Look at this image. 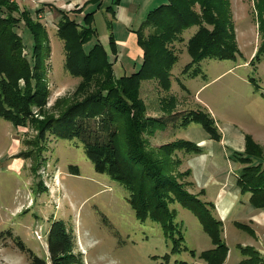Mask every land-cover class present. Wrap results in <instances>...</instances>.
Segmentation results:
<instances>
[{
    "label": "rangeland",
    "instance_id": "1",
    "mask_svg": "<svg viewBox=\"0 0 264 264\" xmlns=\"http://www.w3.org/2000/svg\"><path fill=\"white\" fill-rule=\"evenodd\" d=\"M33 1L18 5L45 24L48 50H43L44 60L36 65L39 70L33 67L34 33L22 19L14 30L23 48L16 50L15 57L18 61L26 57L31 66L28 76L9 77L0 64V107H8L3 111L9 110L21 121H11L15 118L0 112V232L10 230L47 264V232L54 220H63L71 230L74 253L82 264H208L201 255L215 246L198 219L178 202L171 198L165 202L173 218L165 234L158 222L135 217L125 174L128 134L134 133L146 160L170 167L182 187L222 221L221 237L228 248L222 264H239L242 243L254 245L264 264V206L255 207L250 203L253 193L242 195L236 188L247 165L250 176L244 177L245 182L250 178L264 186V55L256 56L264 47L259 30L260 22L264 27V0H210L212 14L219 17L224 9L230 22L226 29L231 35L234 31V57L193 62L196 53L187 45L199 27L191 26L177 31L176 41L165 45L164 51H169L162 69L157 62L151 63L150 56L146 75L153 74L131 80L118 78L139 72L143 49L137 42L141 54L137 53L116 39L127 40L135 34L138 40L149 13L168 0L159 5H155L158 0H134L133 4L81 0L83 17L88 16L94 31L91 41L106 46L115 76L100 55L95 63L83 60L76 48L70 63L64 64L58 23L52 25L57 10ZM41 1L59 8L66 0ZM66 6L63 9H73ZM193 7L199 12L198 4ZM40 12L44 18L36 17ZM203 26L213 31L212 24ZM91 44L84 46L87 52ZM105 87L111 88L107 102L118 106L119 116L79 118L81 125L64 137L40 133L45 120L61 116L89 96L95 100ZM184 141L196 144L200 153L188 152ZM105 144L108 150L102 149ZM238 154L253 161L242 164ZM95 161L104 164L105 173L94 170ZM69 166H76L78 174H72ZM244 186L255 187L249 181ZM258 195L254 193L255 198ZM227 206L224 219L219 218ZM251 249L245 250L244 258L254 263L258 259ZM0 264H29L6 235L0 237Z\"/></svg>",
    "mask_w": 264,
    "mask_h": 264
},
{
    "label": "trees",
    "instance_id": "2",
    "mask_svg": "<svg viewBox=\"0 0 264 264\" xmlns=\"http://www.w3.org/2000/svg\"><path fill=\"white\" fill-rule=\"evenodd\" d=\"M210 0H168L166 4H160L149 13V18L142 27L138 34V44L143 49V63L139 72L134 73L131 77H120L118 79L131 80L137 76H143V78L152 75V71L147 73L149 65V57L153 56V61L157 62L156 67L162 69L163 60L165 54L169 51H164L167 43H173L176 41L177 31L185 30L191 26H198V31L189 39L188 49L191 53H196V56L191 55L194 59L193 62L200 61L206 58H219L230 59L234 57L236 51V43L234 39V31L232 29V35L226 29V25L230 26V22L227 21V16L223 10L220 12L219 17H215L211 10L213 9L209 5ZM198 4L199 12L202 11V16L199 12L195 11L194 5ZM214 9H217L215 7ZM79 11V10H78ZM61 15V19L57 26V35L64 43L65 62L70 63L73 58V48L80 51V57L83 60L88 59L95 63L97 54L101 56V60L104 66L112 71V62L107 57L105 50L98 42H92L93 29L88 20V16L84 15L82 23H77L69 18L62 11L57 10ZM19 14V17H15ZM22 19L24 25H29L34 33V50L32 51V58L34 61V69L39 70L36 67L37 63H41L44 59L43 50H48L46 44L47 34L44 30V26L38 21V19H32L30 14L25 10H20L18 3H9L5 0H0V56L4 58L0 62L2 66L3 74L7 76L18 75L20 78L25 79L30 70L29 63L25 58L21 61L16 60L15 52L19 48H23L20 35L14 30L16 24ZM200 19H202L200 21ZM206 23L212 24L213 31L208 32L203 26ZM262 25V26H261ZM147 30L152 32L147 33ZM259 30L264 34L263 24L260 22ZM232 40V43L230 42ZM94 41V40H93ZM91 42V47L87 52L84 46ZM230 42V43H229ZM264 45V44H263ZM258 55H264V47L258 50ZM5 63V64H4ZM4 64V65H2ZM19 64L21 66H19ZM159 74V73H158ZM146 75V76H145ZM157 76V72L154 73ZM117 78V77H116ZM154 78V77H153ZM111 88L105 87L104 91L99 92V96L94 100L91 96L85 98V100L79 101L68 107L61 116L48 118L43 122V126L40 130L41 134H47V132L57 134L61 137L68 135L74 127L81 125L77 119L87 120L88 118L101 117L110 118L109 115L119 116L115 110H118V106L114 103H108L109 95L111 94ZM109 94V95H108ZM110 105V107H109ZM3 104H1L0 112L4 113L6 117H14V114H9V110L3 111ZM9 109L8 107H5ZM121 115H124V111H120ZM109 116V117H108ZM92 117V118H91ZM15 122H21L15 118L11 120ZM119 121V120H117ZM116 121V122H117ZM100 121V125H101ZM103 125V124H102ZM101 125V126H102ZM134 135V136H133ZM115 136V134H113ZM128 143L125 160L126 163L125 174L126 178L130 180L128 184H131L130 191L133 194L129 198V203L134 211L135 217L138 220H145L150 218L151 220L161 224V229L165 234L168 232L169 227L172 225V213L167 209L166 201L170 198L173 201L178 202L198 219L202 229L210 236L213 245V249L204 252L201 257L208 264H222L227 256L228 248L222 241V222L216 219L210 210L201 204V200L196 196L190 194L186 189L182 187V183H179L173 173H171L170 167H162L158 164L152 163L146 160L143 150L141 151L137 144L138 137L134 133L128 134ZM110 144V143H108ZM104 145L102 149H109V145ZM185 149L187 151H195L200 153L197 145L184 141ZM188 147H187V146ZM240 156L241 163H248L253 160L250 158H242ZM93 158V157H92ZM116 158V154L113 156V160ZM104 161L108 162L106 157H103ZM249 164V163H248ZM246 167L239 174L237 180V188L240 193L250 192L253 193L250 198V203L254 202L255 207L264 206V186L257 181L248 178L245 182L244 177L247 173ZM72 174H78V168L76 166H69ZM94 170L97 173H105L106 169L101 161L94 162ZM189 174V170H187ZM126 181V180H125ZM253 182V188H245L244 185L247 182ZM127 184V182H123ZM129 184V185H130ZM259 192V195L255 198L254 193ZM260 196V197H259ZM259 197V198H258ZM213 207L214 205L210 203ZM253 205V204H252ZM6 235L17 247L20 253L24 254L29 264H47L45 259H42L35 255L29 248H27L18 236H14L10 230L0 232V237ZM172 240V239H171ZM174 244V241L172 242ZM172 244V249L175 250V245ZM249 246L241 247L242 259L239 264H263L258 252L254 249L251 251L256 254L258 261L252 262L251 258H244L245 250L249 249ZM75 239L71 230L67 227L63 220H54L47 232V251L50 264H82L81 258L78 254L74 253Z\"/></svg>",
    "mask_w": 264,
    "mask_h": 264
},
{
    "label": "crops",
    "instance_id": "3",
    "mask_svg": "<svg viewBox=\"0 0 264 264\" xmlns=\"http://www.w3.org/2000/svg\"><path fill=\"white\" fill-rule=\"evenodd\" d=\"M82 1H84V0H82ZM162 1L164 2L165 0H158L155 5H159ZM33 2L34 3H38L36 5H39L41 3L42 4H47V6L49 8H54L56 10L62 11L64 14H66V16L69 18V20H74L77 23H82L81 19L83 17V8H85V6L81 7V0H66L65 2H63L61 4V6L59 8H57V6H54V4H52L51 2L50 3H46L45 1H41V0H34ZM129 2H131V4H133L134 0H119V4H121V3L125 4V3H129ZM22 3H24V1ZM65 5H67L66 8H69V7L73 6V9H71V10L63 9L65 7ZM120 8H121V6L117 8V13H120ZM123 11L125 13L129 14L128 10H124L123 9ZM55 15H56L55 22H53V24H52L54 26L57 25V23L59 22V18L61 17V15L58 12H55ZM36 17L44 18L45 17L44 16V12H40L39 14L36 13ZM128 19L130 20V18H128ZM44 26H45V24H44ZM56 31H57V27H56ZM127 37H128L127 40H124V39H118L117 40L116 39V41H117L118 44L124 45V46L126 45V46L130 47L131 49H133L134 51H136L137 53L141 54L140 48H139V46L137 44L136 35L133 34V35H130V36H127ZM98 43L100 44V42H98ZM101 46L106 49V46H104L102 43H101ZM116 57H117V55L114 56V59H116ZM223 187H225V186H223ZM244 194H247V192L242 193V195H244ZM228 208H229L228 206L223 208V211L220 212V217L219 218L224 219L223 216H222L223 212H227ZM239 246L245 247L243 243L241 245H239ZM247 246L252 247L254 250H256L259 253V256H261L260 252L258 251L257 248L254 247V245L251 244V245H247Z\"/></svg>",
    "mask_w": 264,
    "mask_h": 264
},
{
    "label": "built area",
    "instance_id": "4",
    "mask_svg": "<svg viewBox=\"0 0 264 264\" xmlns=\"http://www.w3.org/2000/svg\"><path fill=\"white\" fill-rule=\"evenodd\" d=\"M5 1H7L9 3H18L19 4L20 2H23L25 0H5ZM36 238L40 240L41 239V236L36 233Z\"/></svg>",
    "mask_w": 264,
    "mask_h": 264
}]
</instances>
